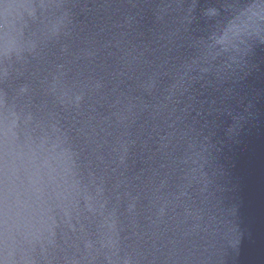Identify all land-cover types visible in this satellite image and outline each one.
I'll list each match as a JSON object with an SVG mask.
<instances>
[{
    "label": "clouds",
    "instance_id": "1",
    "mask_svg": "<svg viewBox=\"0 0 264 264\" xmlns=\"http://www.w3.org/2000/svg\"><path fill=\"white\" fill-rule=\"evenodd\" d=\"M254 133L264 0H0V264H244Z\"/></svg>",
    "mask_w": 264,
    "mask_h": 264
},
{
    "label": "water",
    "instance_id": "2",
    "mask_svg": "<svg viewBox=\"0 0 264 264\" xmlns=\"http://www.w3.org/2000/svg\"><path fill=\"white\" fill-rule=\"evenodd\" d=\"M223 163L243 198L252 240L244 251V264H264V136L245 134L225 148Z\"/></svg>",
    "mask_w": 264,
    "mask_h": 264
}]
</instances>
